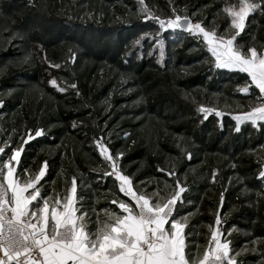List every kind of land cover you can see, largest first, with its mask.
Wrapping results in <instances>:
<instances>
[{
	"label": "trees",
	"instance_id": "1",
	"mask_svg": "<svg viewBox=\"0 0 264 264\" xmlns=\"http://www.w3.org/2000/svg\"><path fill=\"white\" fill-rule=\"evenodd\" d=\"M144 5L166 21L187 15L221 32L228 24L223 0ZM141 7L139 0H0V146L9 145L7 155L23 146L18 173L36 174L47 161L42 193H65L76 177L84 208L119 212L110 203L117 184L104 177L111 169L94 144L104 137L113 155L123 153L121 170L137 190L168 196L176 178L186 187L178 208L192 214L189 243L207 245L219 212L222 242H232L233 254L248 249L239 264H264V122L237 131L233 119L255 104V95L237 91L247 74L215 69L200 40L162 30ZM238 40L259 49L264 14H251ZM52 79L77 88L59 92ZM201 106L213 109L207 118ZM38 129L45 134L24 144Z\"/></svg>",
	"mask_w": 264,
	"mask_h": 264
},
{
	"label": "snow or ice",
	"instance_id": "2",
	"mask_svg": "<svg viewBox=\"0 0 264 264\" xmlns=\"http://www.w3.org/2000/svg\"><path fill=\"white\" fill-rule=\"evenodd\" d=\"M223 2L221 11L228 24L221 32L218 26L206 27L203 21L194 23L187 15H175L167 21L160 19L144 5V0H139L145 19L158 23L162 30L180 29L200 40L210 59L214 58L215 69L247 74L245 85L237 91L255 95V104L249 105V111L233 116L239 131V126L245 122L253 125L264 122V44L258 49L251 45L246 47L238 40L245 32L249 16L257 12L264 14V0ZM49 67L59 68L60 65L49 64ZM49 83L62 93L68 88H77L74 83L60 87L56 79ZM198 111L207 118L213 109L201 106ZM44 134L43 129H38L33 136L29 130L23 143ZM94 144L111 169L104 172V177H112L118 193L128 198L114 194L110 203L116 205L119 212L112 208H84V198L77 196L76 177H72L65 193H42L41 181L47 175V161L36 174L29 169L18 173L23 146L13 149L11 155L5 153L9 145L0 146V264H239L237 257L248 249L245 246L233 254L232 242L226 239L222 242L224 233L219 212L215 227L208 226L207 245L189 243L190 234L185 229L192 214L179 212L178 204L183 205V193L187 189L178 178L168 196L161 195L159 189L137 190L133 178L121 170L119 161L123 153L113 155L104 137L95 139ZM188 158L191 159L190 154ZM158 171L176 177L174 170L161 168ZM259 178L264 180V170L259 172ZM165 187L172 186L166 182ZM222 200L223 197L221 203Z\"/></svg>",
	"mask_w": 264,
	"mask_h": 264
},
{
	"label": "rangeland",
	"instance_id": "3",
	"mask_svg": "<svg viewBox=\"0 0 264 264\" xmlns=\"http://www.w3.org/2000/svg\"><path fill=\"white\" fill-rule=\"evenodd\" d=\"M164 30H172V29H164ZM155 48H157V49H161V46L160 45H157V46H155Z\"/></svg>",
	"mask_w": 264,
	"mask_h": 264
},
{
	"label": "water",
	"instance_id": "4",
	"mask_svg": "<svg viewBox=\"0 0 264 264\" xmlns=\"http://www.w3.org/2000/svg\"><path fill=\"white\" fill-rule=\"evenodd\" d=\"M178 30H180V29H178ZM180 31L184 32L183 30H180Z\"/></svg>",
	"mask_w": 264,
	"mask_h": 264
}]
</instances>
